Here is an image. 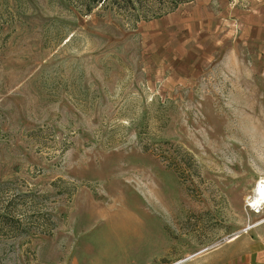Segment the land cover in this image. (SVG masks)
Returning <instances> with one entry per match:
<instances>
[{
	"label": "rangeland",
	"instance_id": "obj_1",
	"mask_svg": "<svg viewBox=\"0 0 264 264\" xmlns=\"http://www.w3.org/2000/svg\"><path fill=\"white\" fill-rule=\"evenodd\" d=\"M89 1L0 0V264H264V0Z\"/></svg>",
	"mask_w": 264,
	"mask_h": 264
},
{
	"label": "bare ground",
	"instance_id": "obj_2",
	"mask_svg": "<svg viewBox=\"0 0 264 264\" xmlns=\"http://www.w3.org/2000/svg\"><path fill=\"white\" fill-rule=\"evenodd\" d=\"M255 186L256 188L249 201H251V203L255 207H260L264 205V177L261 180H259ZM141 189L149 197L151 202L155 203L157 206L159 205L162 207L164 206L163 204H161L162 201H160V199L158 198L157 196L158 193L156 192V189H154L153 184L149 182V180L146 177H144L143 185L141 186Z\"/></svg>",
	"mask_w": 264,
	"mask_h": 264
},
{
	"label": "trees",
	"instance_id": "obj_3",
	"mask_svg": "<svg viewBox=\"0 0 264 264\" xmlns=\"http://www.w3.org/2000/svg\"><path fill=\"white\" fill-rule=\"evenodd\" d=\"M124 1L129 2L130 0H124ZM106 2H108V0H90L89 3L87 4V10L92 11L94 6L101 5V4L103 5Z\"/></svg>",
	"mask_w": 264,
	"mask_h": 264
}]
</instances>
